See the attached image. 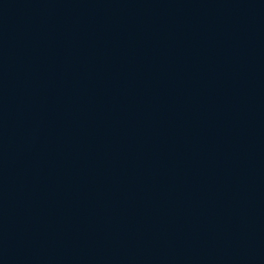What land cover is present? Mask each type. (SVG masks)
I'll use <instances>...</instances> for the list:
<instances>
[{
  "label": "water",
  "instance_id": "water-1",
  "mask_svg": "<svg viewBox=\"0 0 264 264\" xmlns=\"http://www.w3.org/2000/svg\"><path fill=\"white\" fill-rule=\"evenodd\" d=\"M0 264H264V0H0Z\"/></svg>",
  "mask_w": 264,
  "mask_h": 264
}]
</instances>
